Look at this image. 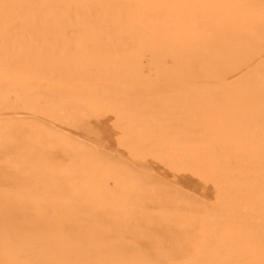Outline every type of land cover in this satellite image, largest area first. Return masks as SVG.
Here are the masks:
<instances>
[{"label": "bare ground", "instance_id": "6f19581e", "mask_svg": "<svg viewBox=\"0 0 264 264\" xmlns=\"http://www.w3.org/2000/svg\"><path fill=\"white\" fill-rule=\"evenodd\" d=\"M0 264H264V0H0Z\"/></svg>", "mask_w": 264, "mask_h": 264}, {"label": "rangeland", "instance_id": "374dc122", "mask_svg": "<svg viewBox=\"0 0 264 264\" xmlns=\"http://www.w3.org/2000/svg\"><path fill=\"white\" fill-rule=\"evenodd\" d=\"M146 77L148 76V73H146V75H145Z\"/></svg>", "mask_w": 264, "mask_h": 264}]
</instances>
